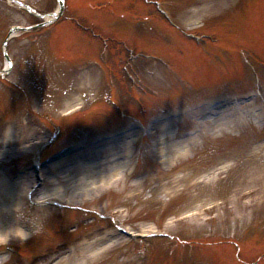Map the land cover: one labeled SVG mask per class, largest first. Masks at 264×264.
<instances>
[{
	"label": "rangeland",
	"instance_id": "obj_1",
	"mask_svg": "<svg viewBox=\"0 0 264 264\" xmlns=\"http://www.w3.org/2000/svg\"><path fill=\"white\" fill-rule=\"evenodd\" d=\"M21 1L34 12L0 0V69L1 44L10 27L41 22L37 13L58 7L57 0ZM165 1L185 29L210 34L216 42L198 49L181 40L146 0H66L64 18L52 34L43 35L40 29L11 40L8 49L18 66L4 79L24 87L17 81L22 77L33 89L24 101L12 99L0 76V104L8 103L5 111L0 105V233L10 234L7 245L25 244L21 250L27 255L42 247L51 250L58 241L74 242L86 229L107 235L126 225L131 234L144 238L120 234L59 264H167V258L176 260L167 253L169 247L164 249L167 236L202 234L214 238H200L204 244H198L210 264H264V235L243 240L254 219L264 222V0ZM90 4L117 11H94ZM73 16L108 36L128 40L141 53L133 62L137 83L122 72L126 53L121 44H112L100 61L99 42L81 32ZM65 29L82 42L71 45ZM55 35L58 45L67 46L61 55L70 58L58 72L60 65L40 63L37 56L46 58ZM33 40L40 47L24 50ZM143 53L164 56L167 63ZM79 62L85 65L75 67ZM218 99L201 113L207 101ZM78 104L83 107L64 117ZM24 108L34 115L27 117ZM168 109L169 115L181 110L173 117L180 120L163 126V143L177 149L175 159L171 151L159 152L161 137L152 129L153 120L145 128L128 124ZM180 130L199 135L174 140ZM68 144L80 149L59 163L34 169L33 163ZM58 205L81 208L82 214L65 219ZM76 226L80 231L72 232L70 227ZM17 229L27 234L25 239L15 236L25 235ZM155 234L166 237L149 239ZM202 252L192 261L203 260ZM25 255L0 260L35 264Z\"/></svg>",
	"mask_w": 264,
	"mask_h": 264
},
{
	"label": "bare ground",
	"instance_id": "obj_2",
	"mask_svg": "<svg viewBox=\"0 0 264 264\" xmlns=\"http://www.w3.org/2000/svg\"><path fill=\"white\" fill-rule=\"evenodd\" d=\"M176 113H174L173 115H163L161 117H159L155 122H154V128L156 130H159V135H160V148H159V152L160 153H165V151L167 150V152H170L171 151V158L175 159L177 158V149L174 148L173 146H167V144L163 143V141L166 140L167 138V135L164 133V127L163 126H168V125H171L174 121H177V120H180V118L178 119H173V117L175 116H179L181 115V110L180 109H176ZM199 135V132L194 136V137H197ZM192 137V138H194ZM190 138V139H192ZM173 139L176 140L177 139V133L173 136ZM184 142V141H183ZM166 149V150H165ZM166 152V153H167ZM166 155V154H165ZM166 161H168V156L166 155ZM5 193L8 191L6 190L4 187L1 188ZM8 194V193H6ZM7 198V197H6ZM7 230V228H6ZM5 230V231H6ZM4 231V229L2 230V232ZM1 232V230H0ZM92 245V242H90L86 247L82 248L80 250L83 251L87 248H89V246ZM83 253V252H81ZM71 256H67V258H70Z\"/></svg>",
	"mask_w": 264,
	"mask_h": 264
},
{
	"label": "clouds",
	"instance_id": "obj_3",
	"mask_svg": "<svg viewBox=\"0 0 264 264\" xmlns=\"http://www.w3.org/2000/svg\"><path fill=\"white\" fill-rule=\"evenodd\" d=\"M16 231L18 233L22 232V233L25 234L24 236H21V235L17 234V235H15L16 237H18L20 239H25L26 238L27 234L22 229H17ZM9 239H10V234H8V233H0V246L7 245ZM0 264H3L2 260H0Z\"/></svg>",
	"mask_w": 264,
	"mask_h": 264
},
{
	"label": "water",
	"instance_id": "obj_4",
	"mask_svg": "<svg viewBox=\"0 0 264 264\" xmlns=\"http://www.w3.org/2000/svg\"><path fill=\"white\" fill-rule=\"evenodd\" d=\"M63 7V6H62Z\"/></svg>",
	"mask_w": 264,
	"mask_h": 264
}]
</instances>
